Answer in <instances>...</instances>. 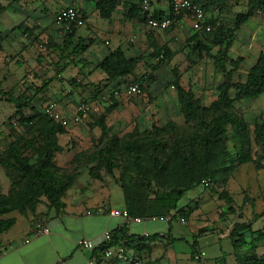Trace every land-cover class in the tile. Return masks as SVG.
Listing matches in <instances>:
<instances>
[{
    "label": "rangeland",
    "instance_id": "rangeland-1",
    "mask_svg": "<svg viewBox=\"0 0 264 264\" xmlns=\"http://www.w3.org/2000/svg\"><path fill=\"white\" fill-rule=\"evenodd\" d=\"M7 1L9 0H0L2 3ZM90 4L92 5V2ZM245 10V0L238 2L227 0V4L221 9L209 7L205 10L206 19L216 20L212 24L214 29L209 34H204L197 29L195 20L188 16L176 28H168L170 30L163 31L162 45H167L174 50V56L170 61L164 63L162 68L154 71L152 74L154 81L146 79L143 84L144 89L139 94L127 96L124 95V87L121 88L123 90L121 95L123 96L115 99L117 103L110 112L106 111L109 94L107 89L98 95H94L88 88L77 90L68 84L70 77H74L77 82L81 81L77 70L78 63L73 62L71 56L65 50L60 51L63 36H59L60 41H56L57 38L48 35L46 29L36 32L37 36L31 38L32 40L27 41L25 45L12 44L15 49L12 47V54L11 52L6 53L3 60L4 65L0 71V98L2 97L1 92L4 90L10 91L14 96L23 93L26 96L27 104L23 108V113L27 116H31L35 110L42 114V108L48 101H54L61 111L69 105H71L72 110L73 107L75 110V107L81 102L90 104L91 110L81 117L80 121L77 123L68 122L65 148L61 145L67 151L73 149L80 151L74 153L71 162L65 165H61L63 161L58 159L57 154L55 155L54 163L67 170L74 171L77 168L84 167L88 169V166L96 167V162L88 165H85V162L86 158L96 151L98 145L106 142V137H103L97 124V120L102 115L103 121L108 127L107 135L116 136L119 139L117 142L121 146L125 144L122 141L125 136L143 140L142 136L152 131V125L162 128L160 136H162V142L165 143L163 146L164 152L160 154L159 158L156 156L157 162L153 161L149 152L142 150L141 166L135 167L131 156L122 153L124 154L123 159L118 168L121 170L125 164H131L128 165V169L131 168L132 170L129 176L133 179L134 184L144 183L145 178L152 173L160 187L169 189L177 185V178H175L174 172L169 171L171 163H169V157H166V155L170 153L173 146L181 143H176L177 138L186 136L189 131L193 132V123H186L180 114L176 91L172 85L174 81L172 70L177 71L179 83L185 89L190 88L202 105L208 106L217 96V86L223 82L222 74L216 71L213 65L212 55L217 53L218 47H211L209 54L202 52V55H198L197 52L192 50V41L189 38L197 32L202 38L210 39L218 26L224 25V28H232L235 24L236 14ZM16 33H19L18 29H16ZM234 34L232 45L228 49V55L234 59L239 56L242 57L238 68L233 72V80H243L259 52H264L263 17L255 13L244 24L235 29ZM152 58L154 61L151 60L150 62L155 64L157 60H155V57ZM62 70L63 74L61 73ZM145 72H150V64L148 65V63L139 65L128 80L139 77ZM48 77L54 78L53 90L48 91V84L43 92L36 91L37 87ZM98 83L103 84V82ZM12 106L11 103L0 99V194H9L12 185L19 180L18 175L2 163V160L6 158V149L9 143L15 139L19 140L24 154L30 157L31 162L35 161L36 155L28 147L27 141L32 140L34 147L39 144L36 131H34L36 121L33 120L27 125H22L18 121L17 115H10L13 108H15ZM29 106L33 108L31 109ZM235 109L245 122L246 153L255 160L237 166L236 170L233 171L232 180H229L227 185L226 192L232 198V206L236 212L226 211L224 213L225 225L220 227L219 215L226 210L225 200L220 199L219 195L222 191H225V187L221 186V178L216 181L210 179L208 186H202L199 183L198 186H202V188L195 186L196 188H192L193 190L188 192L180 201L184 203L191 196L197 198L199 202L198 210L201 216L206 217L204 221L206 227L216 225L221 228L220 231L228 228L230 230L233 226L231 223L237 219L254 221L255 227L264 228V168H256V164L262 163L264 165V147L256 140L254 133L256 124L264 126V92L255 98L236 102ZM238 131L242 132L244 130L238 129ZM226 134L223 143H220L221 148H223L222 159L214 161L217 166L226 165L231 156L234 157L242 147L231 126L227 127ZM183 146L180 148L182 149ZM187 146L190 147V145ZM191 146L193 147V144ZM118 168L114 170L117 173L116 179H119L120 176ZM102 173L108 175L100 167L97 179L101 178ZM113 173L109 175H113ZM156 181H152L151 189H158ZM178 184L181 185V183ZM40 203H46V199L42 198ZM23 224L24 219H20L12 231L21 232ZM162 225L166 226V224ZM170 226L172 234L182 236L189 243L191 242V231L194 232L192 223L189 226H184L173 219ZM184 239L176 241L175 247H181L182 251H189V243L186 244ZM263 251V247L255 246L251 256L259 257L264 254ZM230 264H236L233 258H230Z\"/></svg>",
    "mask_w": 264,
    "mask_h": 264
},
{
    "label": "trees",
    "instance_id": "trees-1",
    "mask_svg": "<svg viewBox=\"0 0 264 264\" xmlns=\"http://www.w3.org/2000/svg\"><path fill=\"white\" fill-rule=\"evenodd\" d=\"M170 3V0H168ZM199 3L204 10L209 7L223 8L227 4V0H193ZM238 2L240 0H234ZM246 10L236 14L235 24L232 28H224V25L217 27L210 39L202 38L199 33H194L189 40L192 41V50L202 55V52L209 54L211 47L217 46L218 50L215 55H212L213 65L216 71L220 72L223 77V82L217 86V96L208 105H202L200 100L194 96L193 91L185 89L180 83L176 70H172L174 75L173 87L176 91L177 100L179 103L180 114L186 123H193V132H187L186 136L177 138V142H181L173 146L168 156L171 163L170 172H174L176 186L169 189L162 188L158 185L156 177L150 173L149 177L145 178V182L133 183V179L129 174L132 172L125 164L121 170L118 168L123 159L122 153L131 156L135 167L141 166V152L145 150L152 156L153 161L157 162L156 156H160L164 152V144L160 131L162 128L152 125V131L145 133L141 140L140 138H131L130 136L123 137L124 145L121 146L117 141L116 136L107 135L108 127L103 121V115L97 120L101 134L106 137V142L97 146L96 151L86 158L85 165L96 162V167L88 166L89 175L91 178H97L98 169L102 167L108 174H112L116 168L119 169L120 185L124 195L128 200L134 203L127 204V211L130 215H134L145 207V202L161 203L172 202L169 207H174L178 197L189 189L198 186L203 178H209L213 181L221 178V184H225L231 173L246 162H254L255 160L246 153L245 144L247 142L245 135V122L235 109V103L244 99H252L264 92V52H259L255 62L247 70L243 80H233V72L238 68L242 57L231 58L228 55V49L232 45L235 29L244 24L249 17L255 14L258 8H264V0H245ZM115 5L114 0H97L95 7L99 10L100 16L107 18L110 15ZM136 14L141 10V7L133 6ZM4 6L0 4V12ZM132 13V12H131ZM133 15V14H132ZM153 17H160V14H152ZM167 16H171V7ZM147 13L144 14L143 20L146 21ZM214 24L215 19L207 20ZM76 28L71 32H66L63 35V46L60 51H64L63 47L68 46L74 36ZM211 33V32H210ZM88 44L78 40L72 47L69 56L81 54ZM175 51L167 45H158L153 42L151 56L158 58L155 64H150V72H145L143 75L130 79L131 81H139L141 89H144L146 79L154 81L152 74L154 71L162 68L163 64L170 61L174 56ZM162 55L160 58L159 56ZM141 61V56L127 58L122 49L117 47L111 50L97 65V67L105 74V80L101 86H96L94 95L102 93L103 89L111 86L112 82L117 81L113 88H120L121 84H128V76L133 74L136 65ZM52 79V78H50ZM45 80L37 88L43 89L44 86L51 81ZM70 84L74 86H82L75 78L69 79ZM2 100L12 103L15 110L12 115L18 116V121L22 125H27L33 120L36 121V137L39 144L34 147L33 141L28 140V147L33 150L36 155L35 161L31 162L30 157L24 154L23 148L19 140H13L9 143L6 149V158L2 163L9 167L19 180L12 185L9 194H0V235L10 229L15 218L10 217L12 212L20 214L35 213L37 206L42 198L47 201L49 208H54L57 212L64 206L63 197L66 191L73 185L80 168L76 170H67L60 168L54 163L55 155L63 150V147L58 142V135L66 133V126L58 121L45 116L43 113L35 110L31 116L23 113V108L26 104L25 95L23 93L12 95L10 91L1 92ZM116 100H113L111 105L107 106L106 111L110 112L116 105ZM31 109L32 106H29ZM11 115V116H12ZM83 117V116H81ZM231 126L237 134L241 146L234 157L231 156L229 162L224 166L214 164L215 160L222 159V151L220 143H223L226 137L227 127ZM242 129L244 131H238ZM256 140L264 147V126L256 124L254 127ZM193 144V147L191 146ZM184 145V146H183ZM187 145H190L188 147ZM183 148L181 149L180 147ZM158 154V155H157ZM155 165V164H153ZM257 169L264 168L262 163L256 164ZM152 174V175H151ZM153 176V177H152ZM183 179V180H182ZM152 181H156L157 190L152 188ZM178 183H181L179 185ZM160 187V188H159ZM154 195L153 199L148 200L147 195ZM221 198H229L226 191L219 194ZM249 229V224L236 223L229 232V238L234 251L246 244L244 233ZM202 231V230H201ZM199 230V232H201ZM111 241L108 244H100L93 250L95 264H101L103 251L108 246L121 245L126 250H141L156 240L159 236L154 235H134L129 234L124 227L111 230ZM253 235L252 241H261L264 245V229L251 230ZM195 242L192 244V254L195 252ZM246 264H264V254L259 257L249 256L246 258ZM125 264H132L130 261H125ZM144 264H153L148 261ZM218 264H227L225 255L222 254L218 260Z\"/></svg>",
    "mask_w": 264,
    "mask_h": 264
},
{
    "label": "crops",
    "instance_id": "crops-1",
    "mask_svg": "<svg viewBox=\"0 0 264 264\" xmlns=\"http://www.w3.org/2000/svg\"><path fill=\"white\" fill-rule=\"evenodd\" d=\"M96 1L74 0L76 7L85 19V24L76 28L69 45L63 47L69 54L78 40L88 44L81 54L70 55L73 62L78 63L77 70L81 78L79 83L82 86L70 84L69 79L74 77L68 79V84L77 90L88 88L93 94L96 91L95 87L101 86L98 82H104L105 80V74L97 65L111 50L120 47L127 58L141 56V61L133 70L134 73L139 65L152 64L150 62L151 60L154 61L151 57L152 45L153 42L162 45L163 31L176 28L181 21L186 19L185 17L179 19L170 29L158 30L150 28L146 21L148 16L152 14L166 16L170 8L168 0H149L146 21L143 20L146 12L141 9L136 14L135 9L131 8L133 6L141 7V0H114L115 5L107 18L100 16L99 10L95 7ZM70 2V0H9L4 3L0 2L4 6V9L0 12V71L4 65L3 60L6 53L9 54L13 51V48L15 49L13 45H25L27 41L32 40L31 38L37 36L36 32L46 29L47 34L56 37V41H58L59 36L61 37L64 34H61V30L54 22L55 15ZM90 2H92V5ZM200 2H203V0H200ZM8 28L10 29L8 30ZM16 29L22 34L16 33ZM61 42L63 43V37ZM129 77L131 75L127 78ZM48 79L51 81L43 89L39 90L37 88L36 91L43 92L48 84L49 88L51 87V89L48 88V91L53 90L54 78L48 77L45 80ZM118 80L112 82L111 86L113 87L118 83ZM111 86L107 88L108 92L112 90H110ZM124 86L125 84L120 85L121 88ZM14 110L15 108H13L10 115L13 114ZM62 112L67 116H71L74 113V107L72 110L71 105H69L63 108ZM66 134L68 135V133L58 135V142L64 148ZM79 151L78 149L69 151L63 149L57 154L58 159L63 161L61 165L71 162L74 153ZM233 174L234 172L231 173L227 182L221 185L225 187V191L229 180L233 178ZM116 175L117 173L114 172L113 175L103 174L100 179H93L89 175L87 167L81 168L73 185L66 191L63 197L64 206L58 212L54 208H49L46 201V203H40L33 214H20L18 212L9 214L10 217L15 218V223L0 235V264H89L91 257L94 258L93 250L103 242L104 231L122 227L129 234L144 236L145 233H148L149 235L157 234L159 236L141 250H128L129 254L140 259L141 264L148 261L153 262V264H218L222 254L225 255L227 264H230V258H233L236 264H246V258L252 255L255 246L264 248L261 241H252L251 230L264 229L255 227L254 221L237 219L231 223L232 225L236 223L249 224V229H246L244 233L246 244L238 249L237 253L234 251L229 238V232L233 226L230 230L228 228L224 231H220L221 228L216 225L206 227L204 222L206 217L201 216L198 210L199 202L197 198L191 196L184 203L180 202L188 192L196 187L189 189L178 197L174 207H169L172 202H166L163 205L146 201L145 207L140 212L131 215L132 218H139V221L133 219L125 222L121 217L111 216L108 214V210L112 208L127 210V204L134 203L124 195ZM197 187L202 188V186ZM146 197L150 200L154 198V195L150 194ZM220 199H224L226 205V210L218 218L220 227H222L225 225L224 213L226 211L235 213L236 210L233 209L230 196L229 198ZM95 208L102 209L103 213L86 214L87 210ZM152 216L161 218L152 221L150 220ZM165 216H173V219L184 226H189L190 223L194 225V232L191 231L192 240L190 243L184 237L172 234L171 221L163 220L162 217ZM176 216L183 217L186 224L179 222ZM20 219H24L21 232H13L15 230L12 231V229ZM35 219L43 220L48 226L49 232L40 236L32 235L31 226ZM162 224H166V226ZM199 230L202 231L199 232ZM82 238L91 240L94 244L93 249L81 247L79 241ZM25 239H28V242H25ZM182 239L186 244L189 243V251H182L181 247H175L176 241ZM193 242L196 246L195 251L203 252V256L198 261L192 257ZM101 264H125V261L115 257L102 258Z\"/></svg>",
    "mask_w": 264,
    "mask_h": 264
},
{
    "label": "built area",
    "instance_id": "built-area-1",
    "mask_svg": "<svg viewBox=\"0 0 264 264\" xmlns=\"http://www.w3.org/2000/svg\"><path fill=\"white\" fill-rule=\"evenodd\" d=\"M70 4L62 7L57 14L55 15L54 22L62 30L63 33L71 32L73 28L81 27L85 24V19L79 9L76 7L74 0H70ZM141 9L144 12L149 11V0H141L140 2ZM171 7V16H160L153 17L149 15L147 18V25L150 28L158 30H166L171 26L175 25L177 21L186 16L191 17L195 20V26L197 29L201 30L204 34H209L213 31V26L206 19L205 10L199 4L193 0H170ZM255 13L260 15L264 19V8H258ZM107 43V42H106ZM162 55L159 56V58ZM158 58H155L157 60ZM139 81H129L128 84L124 86V95L130 96L134 94H139L142 89ZM143 85V84H142ZM120 88H113L108 93L107 104L111 105L113 100L119 98L123 92ZM91 110V106L87 102L79 103L74 110V113L71 116H66L58 107L54 101H48L42 108V113L53 119L54 121L60 122L62 125L67 126L68 122L77 123L81 120V116H85ZM210 183L209 178H203L200 182L202 186H208ZM103 210L100 208L90 209L86 211L87 215L91 214H102ZM108 214L111 216L121 217L125 222L131 220L139 221V218H132L131 215L125 209H110ZM161 218V217H158ZM156 216H152L150 220L154 221L158 219ZM163 220L172 221L173 216L162 217ZM179 222L186 224V220L181 216H176ZM49 232L48 226L41 219H35L31 226V234L34 236H40ZM148 233H145L144 236H148ZM111 241V232L109 230L104 231L103 233V243L108 244ZM25 242H28V239H25ZM80 246L86 249H93L94 244L91 240L87 238H82L80 241ZM103 258H112L115 257L119 260L130 261L132 264H141L140 259L137 256L131 255L121 245L108 246L103 251ZM203 256L202 251H195L193 253V259L198 261ZM89 264H95V259L91 257Z\"/></svg>",
    "mask_w": 264,
    "mask_h": 264
}]
</instances>
